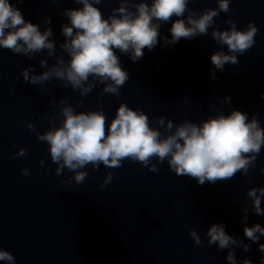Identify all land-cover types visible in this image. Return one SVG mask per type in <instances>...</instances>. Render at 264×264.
Masks as SVG:
<instances>
[{
    "label": "clouds",
    "instance_id": "1",
    "mask_svg": "<svg viewBox=\"0 0 264 264\" xmlns=\"http://www.w3.org/2000/svg\"><path fill=\"white\" fill-rule=\"evenodd\" d=\"M22 2L16 0V3ZM73 2L82 7L67 9L63 13L70 22L61 28L65 40L59 49L69 57L65 61L63 55L57 54L55 41L49 39L53 35L50 27L42 32L39 25L26 21L21 10L10 0H0V48L29 58L46 50L48 57L55 58L51 66L47 60H40V67L46 70L39 75L31 66L24 68L21 71L24 82L43 85L56 79L64 87L71 86L82 97L91 93L99 83L103 85L101 96L106 93L119 96L129 74L122 68L117 51L128 54L133 62L142 59L145 48L151 51L157 45L161 24L172 21L173 17L176 19L171 24V39L164 38L166 45L206 36L212 28L211 38L219 45L227 46V53L219 50L211 55L215 79V70L223 71L226 64H239L237 54L243 55L255 45L259 31L254 22L239 30L231 17L225 21L229 25L227 29L214 27V18L221 12L230 11L231 0H216L217 8L199 13L189 8L195 0H118L119 6L112 9L107 18L96 6L103 0ZM45 23L50 24V18H46ZM225 101L230 103L231 98L225 97L221 103ZM60 104L62 123L37 133V139L49 145L51 161L57 165L56 175H61L64 169L74 174L62 183L72 184L74 180L76 184H82L89 175L84 170L88 165L94 170H99L101 164L106 168H119L124 160L139 162L150 171L159 172L157 164L152 163L155 159L159 163L167 161L170 170L178 177H191L200 185L205 182L215 184L231 180L237 173L246 176L250 168H255L257 156L264 147V127H261L258 116L254 114L250 120L248 114L235 109L227 115L218 111L199 124L186 120L174 125L172 120L157 117L156 123L165 130L162 134L151 126L147 114L125 103L119 104L110 122L102 108L76 112L66 100H61ZM27 127L35 130L31 122ZM26 155V150L21 148L13 158ZM44 164L41 160L40 165ZM21 172L30 175L27 168ZM261 172L264 173V169ZM112 179V173L108 172L100 188L103 189ZM247 196L255 214L264 215L261 208L264 187L248 189ZM242 211L246 221L248 208ZM243 232L255 243L264 236V227L260 224L245 226ZM206 235L209 245L229 249V264H237L232 251L234 247L242 246L245 252L251 248V245L228 235L223 224H212ZM190 236L196 246L201 245L197 231L191 230ZM259 251L264 253V244H259ZM0 261L15 264V257L0 249ZM242 264L253 262L244 259ZM259 264H264V259Z\"/></svg>",
    "mask_w": 264,
    "mask_h": 264
}]
</instances>
